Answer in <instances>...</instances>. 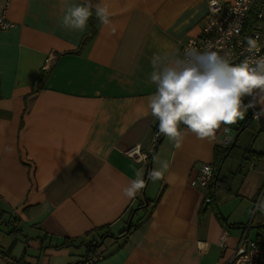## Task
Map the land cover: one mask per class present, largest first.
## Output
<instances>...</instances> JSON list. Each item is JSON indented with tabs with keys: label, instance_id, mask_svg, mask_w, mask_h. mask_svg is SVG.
Wrapping results in <instances>:
<instances>
[{
	"label": "crops",
	"instance_id": "crops-1",
	"mask_svg": "<svg viewBox=\"0 0 264 264\" xmlns=\"http://www.w3.org/2000/svg\"><path fill=\"white\" fill-rule=\"evenodd\" d=\"M102 2L111 23L93 8L80 31L61 26L65 0H0L14 24L0 30V264L92 255L95 264H227L264 181V116L247 111L246 122L228 126L219 165L223 125L213 141L187 133L179 149L165 136L157 145L158 121L145 115L156 90L151 59L182 56L202 33L208 0ZM138 146L145 161L127 154ZM235 147L241 155L232 157ZM164 161V178L149 179ZM203 164L215 168L210 203L190 185ZM138 173L145 187L126 199ZM146 199L156 201L151 212L140 207ZM253 229L264 233L261 217Z\"/></svg>",
	"mask_w": 264,
	"mask_h": 264
},
{
	"label": "clouds",
	"instance_id": "clouds-1",
	"mask_svg": "<svg viewBox=\"0 0 264 264\" xmlns=\"http://www.w3.org/2000/svg\"><path fill=\"white\" fill-rule=\"evenodd\" d=\"M211 2L215 4L217 0ZM93 8L101 24L111 23V12L102 0L97 4L92 0H83L82 4L65 0L61 26L84 30L93 15ZM258 39V35L246 38L247 52L259 53ZM213 47L208 45L201 51L190 46L185 48L182 56L178 51L165 52L154 54L151 59L153 70L149 83L154 84L156 90L147 97L145 115L150 114L158 121V132L176 149L182 147L187 133L194 134L199 140H216L222 125L226 134L230 130L228 126L243 120L249 108H255L258 103L264 105V56L253 55L239 64H232L227 54L221 55ZM245 98H250L247 104ZM262 116L264 106L253 113L254 119L259 120ZM168 167L166 161L162 162L163 170H150L149 179L154 182L163 179ZM204 171L209 173L210 170L205 168ZM144 187L145 180L142 173H138L137 179L122 189L123 196L133 199ZM255 210L264 214V194L258 198Z\"/></svg>",
	"mask_w": 264,
	"mask_h": 264
},
{
	"label": "built area",
	"instance_id": "built-area-1",
	"mask_svg": "<svg viewBox=\"0 0 264 264\" xmlns=\"http://www.w3.org/2000/svg\"><path fill=\"white\" fill-rule=\"evenodd\" d=\"M252 4L253 0H232L227 6H224L218 1L212 4L211 0H208V10L201 29L202 33L198 38H191L183 45L182 55L185 48L190 46L203 51L206 46L213 45V50H218L221 55L227 54L232 64H239L253 55L257 57L264 56V14L262 12L251 14ZM238 5L239 10L237 9ZM13 26V23L0 15V30H7ZM237 29L239 30L238 34ZM257 35L259 36L257 41L260 45L259 53L247 52L246 38H256ZM248 112L253 117L255 110L249 108ZM223 134L224 137L219 144L225 147L229 144V138L227 133L223 132ZM159 136L160 133L155 131L153 142H156ZM127 154L137 162L145 161L142 157H146V155L140 153L136 147L128 150ZM205 168L210 170L209 173H205ZM213 176L214 169L212 165L203 164L196 176L190 181V185L206 190L204 194L206 203L211 202L208 187L213 180ZM262 194H264V181L254 196L251 220L242 229L238 243L227 264H264V233L258 232L254 238L250 236L253 219L261 217L264 220V214L255 210V204ZM98 258L97 255L89 256L82 264H95Z\"/></svg>",
	"mask_w": 264,
	"mask_h": 264
},
{
	"label": "trees",
	"instance_id": "trees-1",
	"mask_svg": "<svg viewBox=\"0 0 264 264\" xmlns=\"http://www.w3.org/2000/svg\"><path fill=\"white\" fill-rule=\"evenodd\" d=\"M251 7H252L251 8V14H255L257 12H262L264 14V0H253V4H252ZM248 119H249V117L246 116L245 117V122ZM160 136H163V135H160ZM229 145L228 146H225L226 148H224V149L223 148H220V147H216L217 148L216 149V154L219 156L218 158H216V161H218V165H219V162H220L222 156L229 151ZM220 149H222V150H220ZM214 172H215V168H214ZM141 191H142V189H141ZM141 191H140V193H141ZM146 202H147V206H145L144 203H142V205L140 204L141 205L140 207L143 210H145V211L151 212L152 209L154 208L155 204H156V201L152 202V201L146 199Z\"/></svg>",
	"mask_w": 264,
	"mask_h": 264
},
{
	"label": "rangeland",
	"instance_id": "rangeland-1",
	"mask_svg": "<svg viewBox=\"0 0 264 264\" xmlns=\"http://www.w3.org/2000/svg\"><path fill=\"white\" fill-rule=\"evenodd\" d=\"M8 30V29H7ZM248 111V110H247ZM246 114H247V112H246ZM236 125V124H235ZM235 125H231V126H229L230 128H232V127H235ZM155 131H158V130H155ZM261 131H258V133L256 134L257 136H256V138L257 137H259V133H260ZM161 135V134H160ZM161 139V136H159V138L156 140V143L158 142V140H160ZM261 139V138H260ZM241 142H239L238 143V145L240 144ZM230 144V143H229ZM228 144V145H229ZM228 145H226V146H228ZM237 145V146H238ZM263 147V146H262ZM241 155V152H238L237 151V147H235L234 149H233V152H232V155H230V156H232V157H235L236 155ZM238 159H240V158H238ZM209 165H211V164H209ZM214 169V168H213ZM214 175H215V172H214ZM214 177V176H213ZM209 196H210V194H209ZM251 220V218L249 219V221ZM248 221V222H249ZM253 221H254V219H253ZM252 221V222H253ZM251 226H252V224H251ZM244 228V227H243ZM257 234V232H256V229H253L251 232H250V236H252L253 238L255 237V235Z\"/></svg>",
	"mask_w": 264,
	"mask_h": 264
},
{
	"label": "water",
	"instance_id": "water-1",
	"mask_svg": "<svg viewBox=\"0 0 264 264\" xmlns=\"http://www.w3.org/2000/svg\"><path fill=\"white\" fill-rule=\"evenodd\" d=\"M237 136H238V134H237ZM160 143V140H158V142H157V145ZM156 145V146H157ZM129 226H130V220H129V222H128V225H127V229H129ZM100 244H101V242H100Z\"/></svg>",
	"mask_w": 264,
	"mask_h": 264
}]
</instances>
